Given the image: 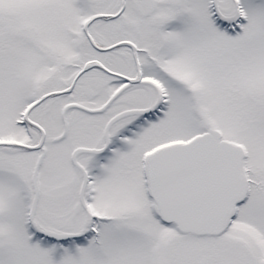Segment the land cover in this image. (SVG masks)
I'll list each match as a JSON object with an SVG mask.
<instances>
[{
  "label": "snow or ice",
  "instance_id": "6c2138e0",
  "mask_svg": "<svg viewBox=\"0 0 264 264\" xmlns=\"http://www.w3.org/2000/svg\"><path fill=\"white\" fill-rule=\"evenodd\" d=\"M0 264H264V0H0Z\"/></svg>",
  "mask_w": 264,
  "mask_h": 264
}]
</instances>
